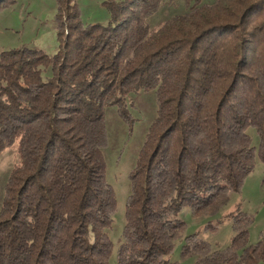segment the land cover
Returning a JSON list of instances; mask_svg holds the SVG:
<instances>
[{
	"label": "trees",
	"instance_id": "trees-1",
	"mask_svg": "<svg viewBox=\"0 0 264 264\" xmlns=\"http://www.w3.org/2000/svg\"><path fill=\"white\" fill-rule=\"evenodd\" d=\"M164 1L103 0V24L84 22L76 0H57L51 55L0 49V151L16 152L0 205V264H111L104 108L131 122L130 94L147 89L156 114L130 171L114 264H177L169 254L181 238L180 257L195 264L264 262V229L249 242L248 212L231 214L233 235L218 248L184 235L178 215L186 205L215 214L256 152L264 161V0H184L185 11L150 25Z\"/></svg>",
	"mask_w": 264,
	"mask_h": 264
},
{
	"label": "rangeland",
	"instance_id": "rangeland-1",
	"mask_svg": "<svg viewBox=\"0 0 264 264\" xmlns=\"http://www.w3.org/2000/svg\"><path fill=\"white\" fill-rule=\"evenodd\" d=\"M84 22L107 23L110 11L103 0H76ZM57 0H15L0 7V49L22 45L40 48L51 55L59 44L55 25ZM186 9L184 0L164 1L152 13L149 24L153 25L174 13ZM127 104L132 121L126 120L115 105L104 108L106 123V142L103 147L105 160V177L112 185L116 197V210L111 226L107 229L113 247L110 263L115 262V252L125 220V203L131 189L130 171L135 165L139 148L143 142L148 126L156 114V95L154 90L132 92ZM252 141L258 144V136L253 128H248ZM16 159L13 146L0 151V205L3 199L4 184ZM251 214L248 225V240L255 242L260 231L264 229V161L255 153V163L243 180L239 191H232L227 202L215 214L193 215L188 205L178 215L186 222L184 235L196 232L208 240L212 247L227 245L233 235L231 214L237 209ZM207 223H216L213 229ZM183 238L177 239L173 251L169 254L177 264H195V256L180 257ZM259 264H264L261 262Z\"/></svg>",
	"mask_w": 264,
	"mask_h": 264
}]
</instances>
